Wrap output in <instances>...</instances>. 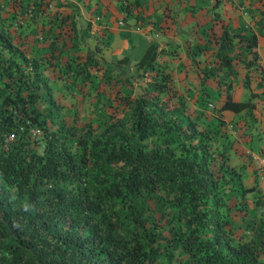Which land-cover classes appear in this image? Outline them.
<instances>
[{
	"label": "trees",
	"instance_id": "1",
	"mask_svg": "<svg viewBox=\"0 0 264 264\" xmlns=\"http://www.w3.org/2000/svg\"><path fill=\"white\" fill-rule=\"evenodd\" d=\"M5 1L0 264H264V199L256 173L245 185L232 162L238 140L225 117L252 114L255 102L237 99L225 79L212 113L200 106L220 67L255 47V34L222 26L217 63L200 58L206 44L187 45L183 66L197 68L199 88L180 87L176 48L149 42L132 76L101 64L92 48L76 53L77 22L51 10L52 0ZM124 2L127 13L141 9L140 0ZM58 80L64 100L54 96ZM251 192L261 217L245 235Z\"/></svg>",
	"mask_w": 264,
	"mask_h": 264
},
{
	"label": "rangeland",
	"instance_id": "2",
	"mask_svg": "<svg viewBox=\"0 0 264 264\" xmlns=\"http://www.w3.org/2000/svg\"><path fill=\"white\" fill-rule=\"evenodd\" d=\"M172 1L140 0L141 9L135 8L138 5L132 6L129 9L131 13L120 7L125 5L124 0H52L50 6L51 10L58 8L61 12H70L75 18L78 27L76 53L84 54L92 48L101 64L116 67L125 74L136 75V62L149 42L153 41L160 47L176 48L178 55L174 65L176 72L182 75L178 81L180 87L196 85L194 88H199L197 68L189 66L185 70L183 66V62H187V45L192 50L197 43L206 44L208 49H205L204 55L199 54L200 58L208 56L217 63V43L213 37L221 31L222 26L226 25L242 34H255V47L240 51L229 66L220 67L216 76L219 80L217 86L208 83L205 90L208 97L200 105L212 113L213 108L221 103L223 89L220 86L225 79L232 80L236 91L244 87L241 98L235 92L237 99L250 98L255 102L252 114L241 111L227 117L232 125L231 132L238 140L237 151L231 155L232 162L243 166L245 185H251L256 181L254 163L251 160L249 163L240 151L248 145L263 144L262 131H257L264 129V77L260 76L264 63V0H180L176 12L169 8ZM5 2L0 0V6ZM59 2L69 3L58 5ZM66 28L63 26L62 32ZM70 44L71 41H68ZM258 46L262 55L257 51ZM125 57L124 62H119ZM199 66L208 67V61ZM212 79L210 77L209 82ZM65 92L62 81L58 80L54 85V96L64 100ZM194 106L197 103L192 104ZM259 201L261 199L256 192L246 195L247 213L239 228L245 235L249 234L253 220L258 221L261 217L262 205Z\"/></svg>",
	"mask_w": 264,
	"mask_h": 264
},
{
	"label": "built area",
	"instance_id": "3",
	"mask_svg": "<svg viewBox=\"0 0 264 264\" xmlns=\"http://www.w3.org/2000/svg\"><path fill=\"white\" fill-rule=\"evenodd\" d=\"M262 137H263L262 145L245 146L244 154L254 163V167L258 178V188L264 199V129L262 130Z\"/></svg>",
	"mask_w": 264,
	"mask_h": 264
},
{
	"label": "crops",
	"instance_id": "4",
	"mask_svg": "<svg viewBox=\"0 0 264 264\" xmlns=\"http://www.w3.org/2000/svg\"><path fill=\"white\" fill-rule=\"evenodd\" d=\"M257 51H258V53H261V55H262V52H261V49L259 48V46L257 47ZM262 65H263V68L261 69V71H262V74H260V76H262V77H264V63H262ZM239 69H243V68H240L239 67ZM244 70H245V68H244ZM260 70V69H259ZM243 88L244 87H241L239 90H234V93L235 92H237V94H238V96H239V98H241V96H242V94L244 93L243 92ZM236 97V96H235ZM238 98V99H239ZM246 99V98H245ZM233 114H235V112H233V111H230V110H226L225 111V117L227 118V117H230V116H232ZM263 118V121H264V116L262 117ZM228 119V118H227ZM262 130H259V131H257V133H259V132H261ZM259 144H256V146H258ZM253 146H255V145H253Z\"/></svg>",
	"mask_w": 264,
	"mask_h": 264
}]
</instances>
